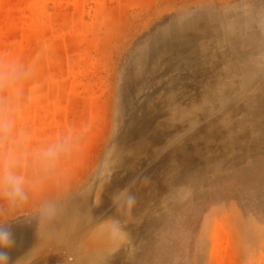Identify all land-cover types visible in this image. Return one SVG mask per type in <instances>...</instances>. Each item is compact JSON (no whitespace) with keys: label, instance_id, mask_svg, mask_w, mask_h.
Here are the masks:
<instances>
[{"label":"rangeland","instance_id":"1","mask_svg":"<svg viewBox=\"0 0 264 264\" xmlns=\"http://www.w3.org/2000/svg\"><path fill=\"white\" fill-rule=\"evenodd\" d=\"M210 7L217 14L225 11L227 26L238 20L232 32L239 45L233 41L231 54L250 71L243 95L257 96L264 74V0H0V52L34 66L25 127L37 140L69 126L90 129L80 158L27 204L10 207L0 201V220L12 223V229L32 221L41 230L46 222H40L37 209L44 200L57 201L63 217L69 200H89L99 209V221L81 220L89 228L88 238L98 223L112 217L128 233L113 255L101 253L99 264H243L244 245L253 238L249 218L264 223V108L242 115L238 149L228 151L223 166L201 168V181L194 186L186 182L178 187L171 180L159 192L155 183L158 198L135 200L137 209L126 216L127 196L144 189L149 184L144 178L154 176L148 175L147 159L140 154V165L119 188L121 200L109 193L120 163L115 152L119 145L123 148L142 106L143 98L127 87L133 59L162 30ZM257 46L260 51L252 50ZM236 101L233 96L226 107ZM128 156L125 166L132 168ZM70 244L56 240L43 251L41 256L49 258L44 264H75L69 254L56 253ZM84 244L82 240L74 248Z\"/></svg>","mask_w":264,"mask_h":264},{"label":"bare ground","instance_id":"2","mask_svg":"<svg viewBox=\"0 0 264 264\" xmlns=\"http://www.w3.org/2000/svg\"><path fill=\"white\" fill-rule=\"evenodd\" d=\"M211 8L199 10L192 18L168 26L149 42L147 50L137 53L133 59L127 87L130 86L133 96L143 100L137 110L135 127L122 142L123 148L119 145L115 152L120 163L116 181L109 191L111 199L120 198L119 188L140 165L136 160L140 154L147 159L143 163L150 168L148 175L153 173L154 176L153 179L144 178L149 183L144 189H135L132 193L135 200L158 198L154 192L155 183L159 184L156 187L159 192L171 180L178 187L186 182L194 186L201 181V168L204 171L223 166L228 151L238 149L235 141L242 126L237 123L242 115H254L264 108V74L258 80L260 93L257 96L245 98L242 93L249 82L250 71L247 72L231 54L234 44L239 45L235 41V31L232 32L238 20L233 26L232 23L227 26L225 11L217 14ZM260 46L252 50L260 51ZM233 96L237 101L227 108ZM237 129L240 131L236 132ZM133 138L136 142L127 146ZM130 154L128 158L134 165L127 168L126 157ZM261 181L264 182V178ZM119 203L121 207L123 202ZM65 208L63 215L66 217L59 214L41 230L32 221L12 229L16 245L9 253L11 264H21L28 258L35 262L27 264L49 263V258L41 256L43 251L56 240L65 239L71 244L59 248L56 253L69 254L75 264H99L103 251L113 255L111 247L102 240L87 237L89 228L83 227L81 222L87 216L99 221L96 206L92 207L89 200L80 203L69 200ZM135 208L132 206L129 211L128 207H123L122 211L130 216ZM82 240H85L84 247L74 248Z\"/></svg>","mask_w":264,"mask_h":264},{"label":"clouds","instance_id":"3","mask_svg":"<svg viewBox=\"0 0 264 264\" xmlns=\"http://www.w3.org/2000/svg\"><path fill=\"white\" fill-rule=\"evenodd\" d=\"M34 66L0 52V201L10 207L24 206L38 192L76 162L87 146L89 127L69 126L54 137L37 140L23 124L28 85ZM135 197L127 196L129 211ZM57 201L44 200L37 209L40 222H51L60 214ZM253 238L244 245L243 264H264V223L250 217ZM12 223L0 220V264H11L10 251L16 245ZM94 236L118 250L128 233L120 220L98 223Z\"/></svg>","mask_w":264,"mask_h":264}]
</instances>
